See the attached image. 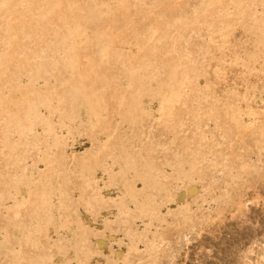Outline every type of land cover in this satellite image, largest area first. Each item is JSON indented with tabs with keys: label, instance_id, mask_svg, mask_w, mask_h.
Returning a JSON list of instances; mask_svg holds the SVG:
<instances>
[{
	"label": "rangeland",
	"instance_id": "obj_1",
	"mask_svg": "<svg viewBox=\"0 0 264 264\" xmlns=\"http://www.w3.org/2000/svg\"><path fill=\"white\" fill-rule=\"evenodd\" d=\"M0 102V264H264V0H0Z\"/></svg>",
	"mask_w": 264,
	"mask_h": 264
},
{
	"label": "bare ground",
	"instance_id": "obj_2",
	"mask_svg": "<svg viewBox=\"0 0 264 264\" xmlns=\"http://www.w3.org/2000/svg\"><path fill=\"white\" fill-rule=\"evenodd\" d=\"M49 1V0H48ZM52 1V0H51ZM87 1V0H86ZM70 2V1H69ZM73 2V1H72ZM243 2V1H242ZM30 3V2H29ZM62 3V2H61ZM77 3V2H76ZM39 4V3H38ZM64 4V3H63ZM98 4V3H97ZM22 5V4H21ZM58 6V5H57ZM101 6V5H100ZM73 7V6H72ZM98 7V6H97ZM41 9V8H40ZM79 9V8H78ZM96 9V8H95ZM99 9V8H98ZM57 10H59V9H57ZM62 10V9H61ZM70 10H71V7H70ZM87 10V9H86ZM17 12V11H16ZM20 13V12H19ZM74 13V12H73ZM84 13V12H83ZM60 14V13H59ZM62 14V13H61ZM105 14V13H104ZM103 14V15H104ZM116 14V13H115ZM75 15V14H74ZM78 15H80V14H78ZM89 15V14H88ZM45 16V15H44ZM105 16H107V15H105ZM109 16V15H108ZM107 16V17H108ZM52 17V16H51ZM33 18V17H32ZM70 18H71V16H70ZM18 19V18H17ZM15 21V20H14ZM226 21V20H225ZM90 22V21H89ZM66 23H67V21H66ZM19 24V23H18ZM23 25V24H22ZM223 25V24H222ZM28 26V25H27ZM164 27V26H163ZM57 29V28H56ZM78 29H80V28H78ZM83 29V28H82ZM60 31V30H59ZM92 31V30H91ZM97 33V32H96ZM29 34V33H28ZM73 34V33H72ZM72 37H73V35H72ZM78 37V36H77ZM57 38V37H56ZM74 38V37H73ZM86 38V37H85ZM6 40V39H5ZM54 42V41H53ZM258 42V41H257ZM43 43V42H42ZM15 44V43H14ZM32 45V44H31ZM59 46V45H58ZM77 46V45H76ZM81 46V45H80ZM86 48V47H85ZM25 49V48H24ZM79 49V48H78ZM142 49V48H141ZM10 51V50H9ZM70 51H72V50H70ZM15 52V51H14ZM148 53V52H147ZM86 56V55H85ZM82 59V58H81ZM40 61V60H39ZM55 63V62H54ZM53 63V64H54ZM68 63V62H67ZM81 63H82V61H81ZM160 63V62H159ZM61 64V63H60ZM76 64H79V63H76ZM90 64V63H89ZM174 64V63H173ZM9 65V64H8ZM104 65V64H103ZM57 66V65H56ZM177 66V65H176ZM42 67V66H41ZM65 67V66H64ZM63 67V68H64ZM140 67V66H139ZM8 68V67H7ZM81 68H82V66H81ZM132 68V67H131ZM69 70V69H68ZM82 70V69H81ZM97 71V70H96ZM15 72V71H14ZM130 74V73H129ZM66 75V74H65ZM155 75V74H154ZM40 77V76H39ZM95 77V76H94ZM138 82V81H137ZM10 84V83H9ZM47 84V83H46ZM19 85V84H18ZM101 87V86H100ZM118 87V86H117ZM116 87V88H117ZM161 87V86H160ZM19 88V87H18ZM22 88V87H21ZM123 88V87H122ZM62 90V89H61ZM17 91V90H16ZM157 91V90H156ZM49 93V92H48ZM29 94V93H28ZM94 94V93H93ZM49 95V94H48ZM94 96V95H93ZM117 96V95H116ZM39 97V96H38ZM44 97V96H43ZM97 97V96H96ZM122 98V97H121ZM133 98V97H132ZM141 98V97H140ZM99 100V99H98ZM122 100V99H121ZM65 101V100H64ZM20 102V101H19ZM98 102V101H97ZM1 103V102H0ZM46 103V102H45ZM1 105V104H0ZM134 105V104H133ZM96 106V105H95ZM44 107H46V106H44ZM122 107V106H121ZM140 108V107H139ZM20 111V110H19ZM29 111V110H28ZM33 111V110H32ZM121 112V111H120ZM13 113V112H12ZM42 113V112H41ZM152 113V112H151ZM51 116V115H50ZM131 116V115H130ZM35 118V117H34ZM14 119V118H13ZM126 119V118H125ZM37 121V120H36ZM72 121V120H71ZM26 122H28V121H26ZM65 122V121H64ZM135 122V121H134ZM34 124V123H33ZM32 124V125H33ZM36 124V123H35ZM84 124V123H83ZM162 124V123H161ZM16 125V124H15ZM49 125V124H48ZM114 125V124H113ZM116 128V127H115ZM32 129V128H31ZM3 134V133H2ZM1 134V135H2ZM52 135V134H51ZM54 135V134H53ZM125 135V134H124ZM128 135V134H127ZM44 136V135H43ZM28 137V136H27ZM48 138V137H47ZM124 138V137H123ZM178 139V138H177ZM12 141V140H11ZM107 141V140H106ZM179 141V140H178ZM9 142V141H8ZM58 142V141H57ZM55 143V142H54ZM111 143V142H110ZM60 144V143H59ZM137 144V143H136ZM61 148V147H60ZM106 148V147H105ZM7 149V148H6ZM164 153V152H163ZM54 154V153H53ZM120 156V155H119ZM149 156V155H148ZM50 157V156H49ZM96 157V156H95ZM54 158V157H53ZM85 159V158H84ZM128 160V159H127ZM79 162V161H78ZM19 163V162H18ZM61 163V162H60ZM100 165V164H99ZM156 165V164H155ZM50 166V165H49ZM126 166V165H125ZM93 167V166H92ZM124 167V166H123ZM38 168V167H37ZM48 168V167H47ZM100 168V167H99ZM129 168V167H128ZM62 169V168H61ZM110 170V169H109ZM49 173V172H48ZM54 173V172H53ZM61 173V172H60ZM110 173V172H109ZM186 173V172H185ZM179 175V174H178ZM114 176V175H113ZM6 178V177H5ZM101 178V177H100ZM3 179V178H2ZM24 179V178H23ZM170 179V178H169ZM5 180V179H4ZM110 180V179H109ZM31 181V180H30ZM158 182V181H157ZM90 183V182H89ZM77 184V183H76ZM106 184H108V183H106ZM110 185V184H109ZM104 186V185H103ZM176 186V185H175ZM89 187V186H88ZM140 187V186H139ZM165 187V186H164ZM44 188H45V186H44ZM107 188H109V187H106V190H107ZM112 188V187H111ZM132 188V187H131ZM184 188V187H183ZM50 189V188H49ZM103 189H105V187L103 188ZM16 190V189H15ZM29 190V189H28ZM80 190V189H79ZM112 189H110V190H107V191H111ZM194 190V189H193ZM105 191V190H104ZM123 191V190H122ZM31 192V191H30ZM109 192H107V193H109ZM178 192H180L179 193V195L177 196L178 197V201H180V202H184L183 200H184V197H185V194H186V192H185V190L184 189H178ZM191 192V191H190ZM27 193H29V192H27ZM105 193H106V191H105ZM111 193V192H110ZM113 193V192H112ZM115 195L114 196H116L117 194L118 195H120V192L118 191V192H115L114 193ZM126 194V193H125ZM172 194V193H171ZM55 195V194H54ZM105 195V194H104ZM117 195V196H118ZM61 196V195H60ZM112 196V195H111ZM110 196V197H111ZM126 196V195H125ZM31 197V196H30ZM45 197V196H44ZM121 197V196H120ZM56 198V197H55ZM106 198V197H105ZM107 198H109V197H107ZM42 199V198H41ZM52 199V198H51ZM81 199V198H80ZM110 199H112L111 200V202L113 203V204H115V205H111L110 204V210H111V206H115L116 207V204L117 203H115V202H118L120 199H119V197H117V198H109V199H107V200H110ZM115 201H114V200ZM119 199V200H118ZM14 200V199H13ZM28 200V199H27ZM27 200H25V201H27ZM124 199L122 198V200H120V202L118 203V204H120L121 203V201H123ZM133 200H134V198H133ZM138 200V199H137ZM40 201V200H39ZM51 201V200H50ZM101 201H103V199L101 200ZM105 201V200H104ZM14 202V201H13ZM23 202V205H27L28 203L27 202H25L26 204H24V201H22ZM29 202V201H28ZM55 202V201H54ZM106 202V201H105ZM110 202V203H111ZM166 202V201H165ZM104 203V202H103ZM140 203V202H139ZM171 203V202H170ZM22 204V203H21ZM21 204L19 205V206H21ZM32 204V203H31ZM48 204V203H47ZM102 204V203H101ZM107 204H109V202L107 203ZM118 204H117V206H118ZM122 204V203H121ZM133 204V203H132ZM14 205V204H13ZM48 205H50V204H48ZM98 205H99V203H98ZM102 205H104V204H102ZM123 205V204H122ZM39 206V205H38ZM51 206V205H50ZM90 206V205H89ZM97 206V205H96ZM99 206H101V205H99ZM98 206V207H99ZM105 206V205H104ZM103 206V207H104ZM26 207V206H25ZM46 207V206H45ZM107 207L108 206H106V209H107ZM115 207H112V208H115ZM18 208V207H17ZM27 208V207H26ZM39 208V207H38ZM37 208V209H38ZM97 208V207H96ZM95 208V209H96ZM101 208H102V206H101ZM14 209V208H13ZM19 209V208H18ZM43 209H44V207H43ZM45 209H47V208H45ZM81 209V208H80ZM86 209V208H85ZM102 209H104V208H102ZM16 210V208L14 209V211ZM21 210V209H20ZM23 210V209H22ZM30 210V209H29ZM58 210H60V209H58ZM68 210V209H67ZM75 210V209H74ZM84 210V209H83ZM82 210V213L84 212ZM93 210V209H92ZM98 210H100V208L98 209ZM108 210V209H107ZM127 210V209H126ZM187 210V209H186ZM189 210V209H188ZM48 211V210H47ZM62 211V210H61ZM103 211V210H102ZM169 211V210H168ZM59 212V211H58ZM64 212V211H63ZM100 212H101V210H100ZM6 213H8V212H6ZM77 213V212H76ZM81 213V212H80ZM79 213V214H80ZM80 214V216L81 215H84V214ZM88 213H90L89 211H88ZM88 213L87 214H85V216H88ZM95 213V212H94ZM98 213V212H97ZM103 213V212H102ZM106 213V211H104V214ZM164 213V212H163ZM186 213V212H185ZM1 214V213H0ZM14 214V213H13ZM45 214V213H44ZM107 214V213H106ZM187 214V213H186ZM51 214H49V216H50ZM66 215V214H65ZM69 215V214H68ZM95 215V214H94ZM98 216H101L100 214H97ZM108 215H110V214H107V216ZM119 215V214H118ZM10 216V215H9ZM74 216V215H73ZM114 216H116V215H114ZM185 216V215H184ZM70 217V216H69ZM96 217V216H95ZM102 217V216H101ZM76 218V217H75ZM93 218H94V216H93ZM115 218V217H114ZM106 219H107V217H105L104 218V215H103V218H98L97 217V222L99 223V224H97L96 225V229L95 228H93V226H91V228H92V230L90 229V231H89V227H87L88 229L87 230H79V231H81V232H78L77 231V233L80 235V237L81 236H83V237H81L82 239H84V237H87V238H92V240H93V238L97 241V250L98 249H100V248H103L105 251L107 250V245L106 244H104V242H105V239H104V237H102L103 236V234L104 233H108V235H109V237L111 238V240H112V242L114 241V243L113 244H111L112 245V247H111V249H108V250H110V252H112V251H114V256L118 259V260H116L117 262H115L116 264H120V263H122V261L121 260H123V255H124V253H123V251H124V248H125V245H127V248H128V246H129V249L131 250V249H133V251H136V248H133V247H135V246H132L130 243H127V244H125V243H122V241H120V240H122V238H120V235H119V237L117 238V240L114 238L115 236H116V234L115 235H113L112 234V230H109L108 228L109 227H107V228H104L103 230H102V228H101V226L102 225H105V226H107L108 225V222H103V221H106ZM37 220V219H36ZM41 220V219H40ZM78 220V219H77ZM87 220H89L88 218H87ZM110 220V219H109ZM42 221V220H41ZM89 221H91V220H89ZM32 222V221H31ZM34 222V221H33ZM69 222V221H68ZM68 222H65V223H59L58 224V226L60 225V224H62L63 226H65V228H66V226L68 225L67 223ZM93 222V221H92ZM102 222V223H101ZM115 222V221H114ZM9 223V222H8ZM77 223H79V221L77 222ZM91 223V222H90ZM95 223V222H94ZM93 223V224H94ZM47 224V223H46ZM66 224V225H65ZM73 224H75V222L73 223ZM38 225H40V223L39 224H37V226ZM59 226V229L61 228V227H63V226ZM119 225V224H118ZM13 226V225H12ZM32 226V225H31ZM71 226V225H70ZM89 226V225H88ZM113 226V225H112ZM116 226V225H115ZM128 226H129V224H128ZM26 227H27V225H26ZM40 227V226H39ZM68 227V226H67ZM72 227V226H71ZM29 228V227H28ZM31 228V227H30ZM32 228H34V227H32ZM82 228V227H81ZM85 228H86V226H85ZM20 229V228H19ZM58 229V230H59ZM72 229H75L74 227L72 228ZM72 229H70L71 230V232H73L72 231ZM79 229V228H78ZM111 229V228H110ZM21 230V229H20ZM39 230V229H38ZM41 230V229H40ZM62 230V229H61ZM57 231V230H56ZM76 231V230H75ZM111 231V232H110ZM40 232H42V231H40ZM48 232V231H47ZM120 232V231H119ZM37 233H39V232H37ZM114 233V232H113ZM8 234V233H7ZM76 233H74V235H75ZM22 235V234H21ZM72 235V234H71ZM78 235V236H79ZM12 237V236H11ZM30 237V236H29ZM142 237V236H141ZM6 238V237H5ZM86 238V239H87ZM86 239L85 240H83V241H86ZM88 239V240H89ZM119 239V240H118ZM155 239V238H154ZM74 240V239H73ZM91 240V239H90ZM90 242V241H89ZM158 242V241H157ZM95 243V242H94ZM134 243V242H133ZM26 245V244H25ZM32 245V244H31ZM90 245V244H89ZM95 245V246H96ZM22 246V245H21ZM61 247V246H60ZM89 247V246H88ZM39 248V247H38ZM36 249V248H35ZM90 249V248H89ZM92 249V248H91ZM61 250V248L59 249V251ZM63 250V249H62ZM61 250V251H62ZM93 250V249H92ZM96 250V248H94V251ZM96 250V252L95 253H97L98 251ZM107 250V251H108ZM127 250V249H126ZM90 251V250H89ZM94 251H93V254H94ZM100 252H103V251H101L100 250ZM109 252V251H108ZM131 252H132V250H131ZM148 252V251H147ZM151 252V251H150ZM19 254V253H18ZM92 254V255H93ZM146 255V254H145ZM138 256V255H137ZM122 257V258H121ZM90 258V257H89ZM116 258H114V259H116ZM121 258V259H120ZM125 258V257H124ZM120 259V260H119ZM127 261V260H126Z\"/></svg>",
	"mask_w": 264,
	"mask_h": 264
}]
</instances>
